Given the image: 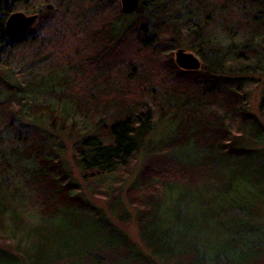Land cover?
<instances>
[{"label": "trees", "instance_id": "16d2710c", "mask_svg": "<svg viewBox=\"0 0 264 264\" xmlns=\"http://www.w3.org/2000/svg\"><path fill=\"white\" fill-rule=\"evenodd\" d=\"M23 10L37 19L10 40L6 22ZM178 49L198 55L200 69H181ZM0 67V264H199L195 233L223 220L184 207L222 197L226 182H211L209 155L241 162L264 151V0H142L129 14L120 0H0ZM253 86L259 115L247 107ZM42 95L57 104L37 101ZM16 113L65 128L90 123L72 160L92 196L148 154L156 127L172 126L165 158L130 185L144 247L113 221L114 211H128L122 198L107 193L112 215L90 206L46 135L18 124ZM157 206L172 219L159 230L144 226ZM232 216L238 225L243 215ZM227 238L212 243L223 256L239 243Z\"/></svg>", "mask_w": 264, "mask_h": 264}, {"label": "rangeland", "instance_id": "374dc122", "mask_svg": "<svg viewBox=\"0 0 264 264\" xmlns=\"http://www.w3.org/2000/svg\"><path fill=\"white\" fill-rule=\"evenodd\" d=\"M20 12L26 15H37L25 10ZM6 71V69L0 67V77H5ZM260 99V89L257 86H253L248 95L247 107L250 113L259 115L260 112L258 108ZM37 101L44 103L45 101H52L57 104L56 99L50 95L39 96ZM18 108V106L14 105L9 108V111L18 112ZM15 115L17 116L16 122L21 126L36 127L46 135V149L53 153V157L65 162L67 180L81 185V192H83L84 197L91 200L90 206H92L94 202L98 208L111 214L109 208L112 199L107 196V193L111 191L114 197L120 196L122 198V206H127L128 211L123 213L122 208L121 210L117 209L113 214L117 215L118 218L113 216L115 217L113 221L128 234L132 242L138 244L140 247H144V243L140 237V221L139 218H137V214L140 212L141 208L139 207L138 201L136 203L130 201L132 194L137 195L130 191V185L134 181H138V173L145 165L155 168L156 164L162 162L163 158H165V151L164 149L160 150V147L169 140L168 138H170V136L168 135L173 129L172 126L161 124L156 127V131L152 137L157 144H153V147L151 144L150 146L152 148L149 149V151L148 149L145 150L148 154H139L134 166L131 167L130 172L123 179L119 178V181L113 183L110 188H108L109 182L103 184L101 188L96 189V195L92 196V191L86 189L87 181H83L82 175L79 173L78 168L74 165L72 160V145L74 141L77 140V137H80L86 132V125L90 123L81 121L75 128H65L62 127L61 124L54 125L52 121L47 120V117L37 119L36 117L34 118L32 114L31 116L30 114H26L28 115L26 116L20 113H16ZM80 120L82 119L80 118ZM90 122L94 121L92 120ZM70 123H72L71 120H69L68 125H72ZM253 150L254 153L247 156L244 160H241V162L239 160H220L216 155L211 153L207 162L209 170L211 173H214L211 182L217 180L226 182L220 186L221 189L216 187L222 192V197L218 195L209 205H200L197 208L192 205H185L184 207L186 212L193 213L196 209L199 214H203L204 216L212 214L215 218L220 216L221 220H223L218 222L215 231L204 229L203 233H195L194 241L197 246H199V251L196 252L199 264H264V151H259L258 149ZM23 162L24 161H22L21 164H23ZM21 164L14 167V172L17 174L21 172ZM217 189H211L212 193L217 195ZM227 196L229 197L228 202L226 199ZM138 197L141 200H146L143 194H139ZM183 204L184 202L176 204L173 207L177 211H181ZM235 212L243 215L238 225L235 224L234 217L232 216ZM155 216L157 218L154 220ZM167 221H172L168 208L166 206H157L149 216H147L144 226L148 225L150 222V226L154 229H164L166 227L164 225ZM174 227L179 231L182 230L179 223H175ZM251 227H254V229L251 230ZM220 231L226 234H220ZM228 236L230 238L237 237L239 243H232L229 252L225 250L226 253L223 256L219 254V250L220 253H223L224 251H221V249H223L224 246H217L212 243L217 244ZM196 238L198 240H196ZM10 245L14 246L12 242ZM211 245L215 246V248H210ZM148 250L151 249L149 248ZM146 252L151 253V251ZM222 256L223 258L220 259Z\"/></svg>", "mask_w": 264, "mask_h": 264}, {"label": "water", "instance_id": "95a60500", "mask_svg": "<svg viewBox=\"0 0 264 264\" xmlns=\"http://www.w3.org/2000/svg\"><path fill=\"white\" fill-rule=\"evenodd\" d=\"M122 11L129 14L134 12L142 0H120ZM37 15H26L23 12L11 14L5 25V34L10 40H16L23 36L34 23ZM176 64L184 70H198L202 65L201 58L193 52L178 49L175 52Z\"/></svg>", "mask_w": 264, "mask_h": 264}]
</instances>
